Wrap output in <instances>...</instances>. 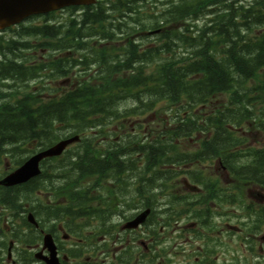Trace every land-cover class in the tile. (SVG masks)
I'll return each mask as SVG.
<instances>
[{
  "label": "trees",
  "instance_id": "1",
  "mask_svg": "<svg viewBox=\"0 0 264 264\" xmlns=\"http://www.w3.org/2000/svg\"><path fill=\"white\" fill-rule=\"evenodd\" d=\"M203 1L204 13L209 25L205 27L201 35L195 38L188 37L187 42L198 44L201 48L195 52L191 59L193 63L189 67L172 68L163 64L157 68L152 84L145 80L140 81V67L133 68L134 50L127 53L126 59L120 64L107 65L110 74L120 70H135V73L124 77L106 78L105 84L83 83L74 89L64 92L58 99L45 102L43 117L29 115V125L26 128H11L5 120L1 135L25 134L29 142L33 139L44 144L43 139L51 143L58 136L54 132V123H61L79 128L105 126L120 118L116 110V100L127 96H137L140 87L144 91L155 94L157 101H164L168 109L174 107L176 117L182 121V125L189 128H223L225 113L223 110L211 112L203 117V124L194 114V109L204 104L206 97L227 91L231 88L232 72L236 74L238 81L253 80L251 88H243L235 95L234 101L244 104L246 107L260 106L257 119L262 118L264 106V27L261 32L250 42L248 31L251 23L264 26V0H177L172 5L174 13L179 15L195 14ZM181 17V16H180ZM210 29L213 34L210 35ZM246 32V35L242 32ZM182 37H185L182 35ZM248 37V38H247ZM195 68L191 73V69ZM201 71V72H200ZM204 73V75H203ZM192 78L190 79V77ZM205 91V94L203 93ZM185 99V102L182 100ZM232 99V96L230 97ZM187 114L185 118L181 115ZM254 112V110L252 111ZM132 111L129 112L131 114ZM250 115V114H249ZM42 120L41 128L38 127ZM217 135L219 134L216 132ZM21 137V135H20ZM219 154V153H218ZM76 164L77 171L84 172L90 164L83 160ZM252 164V162H251ZM254 164V163H253ZM98 163L93 162V166ZM85 169L83 170V168ZM255 168L258 173L264 175V155H256ZM97 169V168H95ZM239 173V171H236ZM241 178V177H239ZM243 179V178H241Z\"/></svg>",
  "mask_w": 264,
  "mask_h": 264
},
{
  "label": "flooded vegetation",
  "instance_id": "2",
  "mask_svg": "<svg viewBox=\"0 0 264 264\" xmlns=\"http://www.w3.org/2000/svg\"><path fill=\"white\" fill-rule=\"evenodd\" d=\"M10 29L11 32H9ZM0 42V118H12L14 113L19 114L20 120L6 121L11 128H17L18 125L20 128H25L27 127L25 117L28 109L29 84L27 74L28 48L24 46L23 35L14 28L1 29ZM141 154L143 152H140ZM138 159L139 162L146 160L145 157ZM127 176L129 180L124 174H106L107 179L102 188L103 195L97 204H79L83 200L85 202H93L94 200L91 199L89 191L79 194L75 189L74 191L71 190L72 206L70 212L72 221L70 225L72 226V236L69 232L70 235L67 234V238L63 240L60 233L62 228H59V225L62 224L58 223L56 227H52L51 233L58 249L59 241L64 242L70 239L72 243L77 244L84 241V238H89L87 235L95 233L90 230L83 234L84 238L77 237L73 232L76 229L77 233L80 234L82 232L78 229L80 226H83L84 229L99 226L101 231L99 253L103 255L102 261L105 264H117L123 261L124 257L120 255L122 250L124 253H128L127 259L137 260L141 255L145 264H166V258L160 254V250L157 251V237L152 228L158 227L161 238L167 236V228L171 230L173 226L172 216L169 214V209L161 206L158 198H162V193H172L180 190V187L185 188L180 183L183 181L182 175L175 172L161 175L167 179L165 184L168 186L165 190H160L161 194L157 193L155 174L144 171L129 173ZM146 210L148 211L147 215L137 228H123L124 223ZM128 212L131 214H127ZM187 224H180V227H187ZM224 225L229 226L227 222ZM42 231L43 228H39L35 234L36 242L27 244L28 251H41V243L37 238ZM57 232L61 238L56 236ZM197 233L202 236L199 239L198 251L192 255L187 247L186 253L183 255L184 264H220L222 255L225 254L220 252V246L215 242L216 234L219 231L199 228L198 231L191 232V237ZM184 234L186 237L181 243L182 251L187 246V241H190L188 230ZM134 243L141 244L143 250L140 248L131 250L126 247V245L133 246ZM72 258H75L73 254ZM33 264L43 263L36 262ZM129 264H132V261Z\"/></svg>",
  "mask_w": 264,
  "mask_h": 264
},
{
  "label": "water",
  "instance_id": "3",
  "mask_svg": "<svg viewBox=\"0 0 264 264\" xmlns=\"http://www.w3.org/2000/svg\"><path fill=\"white\" fill-rule=\"evenodd\" d=\"M69 2L72 0H0V25L17 21L28 12L40 11L53 7V4L59 6ZM77 140V136L62 139L50 148L34 154L2 182L6 185L16 184L37 175L39 173L38 161L41 158L59 155L68 144Z\"/></svg>",
  "mask_w": 264,
  "mask_h": 264
},
{
  "label": "rangeland",
  "instance_id": "4",
  "mask_svg": "<svg viewBox=\"0 0 264 264\" xmlns=\"http://www.w3.org/2000/svg\"><path fill=\"white\" fill-rule=\"evenodd\" d=\"M145 116H147V114H145ZM145 118V117H144ZM146 119H148V118H146ZM128 128H129V126H128ZM231 249L233 250L234 249V247H235V244H234V241L232 240V242H231Z\"/></svg>",
  "mask_w": 264,
  "mask_h": 264
}]
</instances>
